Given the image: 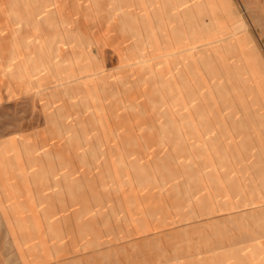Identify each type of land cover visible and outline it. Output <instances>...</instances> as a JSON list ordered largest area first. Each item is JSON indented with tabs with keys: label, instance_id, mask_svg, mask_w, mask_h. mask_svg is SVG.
Instances as JSON below:
<instances>
[{
	"label": "rangeland",
	"instance_id": "obj_1",
	"mask_svg": "<svg viewBox=\"0 0 264 264\" xmlns=\"http://www.w3.org/2000/svg\"><path fill=\"white\" fill-rule=\"evenodd\" d=\"M0 264H264V0H0Z\"/></svg>",
	"mask_w": 264,
	"mask_h": 264
}]
</instances>
